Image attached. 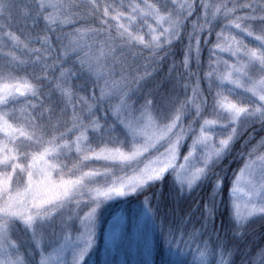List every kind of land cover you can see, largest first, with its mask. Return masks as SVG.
Masks as SVG:
<instances>
[{
	"label": "snow or ice",
	"instance_id": "snow-or-ice-1",
	"mask_svg": "<svg viewBox=\"0 0 264 264\" xmlns=\"http://www.w3.org/2000/svg\"><path fill=\"white\" fill-rule=\"evenodd\" d=\"M261 133L264 0H0V264H86L104 201L139 198L169 170L177 201L211 179L205 223L188 232L195 264H236L244 221L264 219ZM241 140L230 183L214 169ZM229 188L234 221L201 240ZM190 215L161 221L168 243Z\"/></svg>",
	"mask_w": 264,
	"mask_h": 264
},
{
	"label": "trees",
	"instance_id": "trees-1",
	"mask_svg": "<svg viewBox=\"0 0 264 264\" xmlns=\"http://www.w3.org/2000/svg\"><path fill=\"white\" fill-rule=\"evenodd\" d=\"M196 2L199 3V0H196ZM204 34L207 35V32ZM211 39L215 40L214 33ZM184 42L187 43L186 38ZM208 47L207 45L203 46L202 59L209 55ZM171 63L172 58H169L168 62L162 64L157 69L159 74L155 77L156 81H159L161 76L168 74V66ZM253 135H256V133H253ZM261 135H264V133H261ZM258 138L259 136H257ZM243 143V140L236 143L231 153L224 157L214 169L215 172L223 173L230 178V183L231 179H234V175L237 174L239 167L242 166V160L238 156V153L241 151ZM178 163H182V156L179 158ZM173 185H175L174 189ZM174 191H179V187L175 183L173 174L170 171L166 174V178L163 181L156 182L154 187L141 194L139 198L133 195L124 201L113 203L111 208L102 209L101 207L99 210L100 226H98L96 245L86 258V264H102L105 259L110 260L112 264H139L144 259H147L150 264H195L199 259V253L196 251L198 244L189 240L188 232L193 227L201 228L205 223L203 206L205 202L210 201L211 179L199 184V186H194L192 190H185L184 197L179 201L175 199ZM157 192H159L158 198ZM145 196L151 197V206L155 215L154 221L153 219L146 221L143 237L135 241L125 233L122 239V248L126 249L125 251L128 254H102L105 250L103 231L105 223L109 219L107 213L111 210L114 216L122 214L127 220L125 223L126 231L129 219L137 221L142 216V212H144L146 207L143 204ZM217 199L223 201L224 198L218 197ZM227 200V203L222 202L213 216L208 218V226L203 231V235L200 237L201 240L206 239L209 233L218 232L220 235H225V227L229 224L230 217L234 221L231 213L230 188ZM189 214H191L190 222L185 228L184 233L176 232L172 237L171 243H168L161 234V221H163L166 230L170 222L176 223L180 217H186ZM100 217H104L102 221ZM244 224V238L238 241L240 252L234 257L236 264H240L242 259L246 261V264H251V258L258 256L262 246H264V219L252 218ZM227 235L231 236V233L229 232ZM178 250L179 253L177 255ZM143 252L146 254H142ZM200 252L205 253L206 259V250L202 245L200 246Z\"/></svg>",
	"mask_w": 264,
	"mask_h": 264
},
{
	"label": "rangeland",
	"instance_id": "rangeland-1",
	"mask_svg": "<svg viewBox=\"0 0 264 264\" xmlns=\"http://www.w3.org/2000/svg\"><path fill=\"white\" fill-rule=\"evenodd\" d=\"M207 57L208 55L203 58L202 60L204 61V66L206 67V61H207ZM161 151H163V149H161ZM182 163H183V159H182ZM171 170H169L170 172ZM167 174V173H166ZM173 174V173H172ZM238 174V172H237ZM173 177H174V180H175V175L173 174ZM175 183H176V180H175ZM179 186L178 183H176ZM185 190L188 191V188H187V185H185ZM135 194H130L128 196H125V197H118V196H113L110 200H107V201H104V203L101 205L102 209L104 208H111V205L115 202H120V201H124L126 198L130 197V196H133ZM241 196V199L238 201L240 204H241V212L243 213L244 212V207H243V198H242V194H239ZM230 199H231V202H232V196H231V191H230ZM230 202V204H231ZM71 205L69 206V208L66 210V211H71ZM87 209H85L86 211ZM231 213H232V217L234 219L235 217V209L232 207L231 205ZM81 215H83V212L80 213ZM107 216L109 217V219L106 221L105 223V229L103 231V235H105V232L108 230L109 226H110V223L113 221V218H114V213L110 210L109 213H107ZM119 217H121L123 219V224L120 226V232H119V239L116 241L115 243V246L114 248H111L107 251L106 253V250H104L102 252V254H128L125 250L126 249H123L122 248V239L124 237V234L127 233L129 236H131L135 241L136 240H140L141 237H143V230L145 228V224H146V221L149 220V216L145 215L144 212H142V216L137 219V221H135V219H129V222H128V228L126 229L125 231V223H126V218H124L121 215H118ZM131 217H134V216H131ZM104 217H100V220L102 221ZM253 217H249L247 220L244 221L247 222L248 220L252 219ZM98 226H100V223L98 222ZM104 237V236H103ZM103 242H104V239H103ZM104 245H105V242H104ZM147 251V250H145ZM142 254H146L145 252H143Z\"/></svg>",
	"mask_w": 264,
	"mask_h": 264
}]
</instances>
